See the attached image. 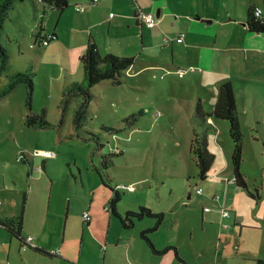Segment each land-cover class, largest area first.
Wrapping results in <instances>:
<instances>
[{
	"label": "rangeland",
	"instance_id": "obj_1",
	"mask_svg": "<svg viewBox=\"0 0 264 264\" xmlns=\"http://www.w3.org/2000/svg\"><path fill=\"white\" fill-rule=\"evenodd\" d=\"M69 2L62 15L58 9L41 3L36 7L29 0L18 3V10L10 13L0 33V44L9 54L8 70L0 74V91L16 73H30L33 83L32 88L18 85L0 101V185H22L23 189L28 185H49L45 179L29 176L28 167L18 160L21 151L31 156L38 149L56 152V185H82L78 173L76 181L64 171L61 154L76 157L81 164L85 158L88 166H83L84 185H104L93 164L99 166L101 158L106 157L109 164L105 172L111 184L133 188L120 190L118 210L122 215L141 207L164 214L161 228L148 234L157 250L175 246L185 264H256L251 255L264 257V34L250 32L244 26L249 3L239 4L232 14L233 21L231 16L226 17L228 20L223 22L228 21V25L215 22L193 29L192 38L196 41L206 36H234L236 46L213 61L206 60L198 50L184 56L183 45L176 42L166 45L159 36L161 26L156 27V46L152 45L148 55H142L125 45L129 33L140 29L136 22L131 23V28L109 31L107 25H98L91 29L84 18L86 14L75 9L77 3L88 1ZM252 2H258L264 11L263 0ZM54 33L57 37L48 45L39 39V34L48 38ZM90 35L99 40L103 56L114 54L136 60L129 72L120 76V83L103 80L92 87L90 103L78 119L84 98L66 97L64 92L68 85L84 82L81 57ZM139 37L136 41L141 48ZM187 69L188 74L180 78L178 73ZM228 80L233 82L244 135L241 172L249 190L263 185L260 197L252 198L247 189L232 181L227 187L233 178L230 123L210 115L197 116L199 101L204 111H213L220 85ZM42 114L48 127L25 124L29 115ZM203 139L215 155L205 179L199 176L192 150L193 143ZM197 188L204 193L198 194ZM103 189V193L113 197L109 188ZM216 194L226 199L218 202L214 199ZM92 196L90 192L75 195L83 202L76 206L80 218L75 219L71 230L75 246L80 247L83 242L100 262L103 252L105 256L108 253L109 236L121 240V246L112 248L110 257L124 261V244L135 248L137 241L144 242L151 251L141 232L154 227L155 218L137 220L133 228L126 229L118 219L111 225L88 209L94 221L99 218L95 234L103 240L83 232L82 214ZM224 204L233 215L228 220V230L223 229ZM101 212L105 213L103 207L98 208L97 213ZM108 215L113 217L111 212ZM239 215L245 219L239 221ZM100 245L103 251H99ZM154 264L184 263L169 252L156 254Z\"/></svg>",
	"mask_w": 264,
	"mask_h": 264
},
{
	"label": "crops",
	"instance_id": "obj_2",
	"mask_svg": "<svg viewBox=\"0 0 264 264\" xmlns=\"http://www.w3.org/2000/svg\"><path fill=\"white\" fill-rule=\"evenodd\" d=\"M249 1L250 3L245 0H100L98 5L89 7L84 12L86 14L84 18L89 24V28L107 25L109 31L126 26L131 28V23L136 22L137 26H140V29L136 28V32L132 35L129 33L130 39L126 40L127 44L125 45L138 51V53H142V55H148V50H150L152 45L156 46V27L161 26L159 36L166 45H169V42H176L179 46L183 45L184 56L186 57H189L192 52L198 50L206 60L212 59L215 61L223 56L227 49L236 46L234 36L215 35L212 38L206 36L203 37L204 39L196 41L197 38H192L193 29L195 27L201 28V24L208 26L215 22H219L221 26L230 24L228 21H223L227 16H231V21H233L232 14L240 3H249L247 15L251 7H261L258 2ZM36 4H40V2L37 1ZM81 4L77 3L76 6ZM16 10H18V7L14 11ZM63 12L65 10L60 11L61 15ZM140 12L153 13L159 20L158 25L154 28H149L142 24L138 18L139 15L137 16V13L139 14ZM111 13L115 16L110 17ZM244 26L250 31L248 18ZM139 35L142 38L141 48L139 41L138 43L136 41L137 36L140 40ZM181 35L184 36V40L179 43L177 42V38ZM220 37L222 38L221 41L218 40ZM90 38L93 39L100 54L103 55L104 52L101 50L99 40L96 37L94 40L91 35L89 36ZM226 38H232V40L227 41ZM175 58L176 54L173 51V61ZM203 72L201 70L200 73ZM228 81L232 82V80ZM57 158L58 154L55 158L49 159L35 158L27 155V160L31 166L23 163L28 167L30 177L36 180L45 179L49 182V185H28L24 189L22 185H0V197L2 198L0 200V222L13 221L15 223L14 229L16 230L17 220L21 215L23 216L21 228L18 230V237L0 224V264H154L156 262V254L152 250L150 251L142 241H137L138 243L135 248L131 244H124L127 245L124 252V261L119 260L117 256H109L112 248L121 246V240H113L110 236L106 238L109 248L106 256L105 252H103L102 262L97 258L96 253L93 251L89 252L86 249L83 242L80 247L78 245L75 246L71 230L75 225V219L80 218L76 211V206L78 203H83L81 199L75 198L76 194L90 192L93 195L84 213H89V209L94 215L97 214L98 217L109 220L111 225L118 218L108 215L110 212L107 211V207L110 204L112 196L103 193L104 185H84L83 166H88L87 163L85 164V158L82 161L84 164H81L78 158L68 155L63 156L61 154V163L65 167L64 171L69 172L76 181L78 173L82 185H71V182L69 185H56L55 177L58 176L57 170L54 168L55 161L53 160ZM92 163H94L93 160ZM37 166H41L42 169L36 171L34 168ZM93 166V170L96 172V168L100 165L96 166L93 164ZM227 187H229V184H227ZM262 189L263 185L260 187L255 186L252 192L257 197H260ZM111 192L113 193L112 190ZM98 194L99 198L97 199ZM221 197L220 201L226 199V196L223 198L221 195ZM100 207H103L105 213H97ZM84 213L82 214V218ZM244 219L245 216H238L239 221H243ZM94 220V217L91 216V220L85 223L83 218L85 225L83 232L88 233L90 236L94 235L95 238H100L102 241L103 237L95 234V227L99 218L96 221ZM226 223L231 227L228 220ZM30 236L34 238L36 247L35 249H24V241L22 240ZM95 241L97 244L100 243L98 239H95ZM40 249L46 253L40 251ZM52 251H56L59 254L54 255ZM99 251H103L101 245ZM251 256H253L252 258L256 264H264V257L260 254L258 257L256 255Z\"/></svg>",
	"mask_w": 264,
	"mask_h": 264
},
{
	"label": "trees",
	"instance_id": "obj_3",
	"mask_svg": "<svg viewBox=\"0 0 264 264\" xmlns=\"http://www.w3.org/2000/svg\"><path fill=\"white\" fill-rule=\"evenodd\" d=\"M26 0H0V33L4 28L6 20L9 18L10 13L15 10L18 3H24ZM36 7V2L39 1L44 7H49L53 9H58L60 11L65 10L69 6V0H30ZM264 1V0H263ZM254 7H251L248 11V27L250 31L255 33H264V22L256 19L253 11ZM45 12L46 8L44 9ZM39 39L44 40L46 36L42 37L39 34ZM55 38L57 34H53ZM41 44V43H40ZM0 74H3L8 70V51L0 44ZM135 58L130 57H118L114 54L101 55L96 43L90 38L87 44L85 53L81 57L84 70V82L77 83L74 82L68 85L65 89L64 96H82L84 101L82 102L80 109L78 111V119L83 117V114L90 103L91 93L90 90L95 85L99 84L103 80H113L116 83H120V76L131 69L135 64ZM20 84L28 85L32 88V77L30 73H16L11 76L10 83L0 91V101L5 98L15 87ZM197 116L200 118H205L210 115L220 120H227L230 123V135L234 143V151L232 155L233 164V179L236 186L247 189L250 196L256 198L257 196L248 189L247 182L241 172V164L243 160V132L241 128V122L238 115L237 103L235 99V93L233 89V84L231 81L223 83L219 88L218 98L214 105L213 111L206 112L202 107L201 101L197 104ZM25 124L28 127L35 128H46L49 126L45 119V115L32 116L29 115L26 118ZM78 128V127H77ZM93 135V134H92ZM95 136V135H93ZM193 143L192 150L197 157V165L199 168V176L201 179H205L215 161V155L208 150V142L203 139L202 142ZM41 150V149H38ZM44 150V149H42ZM24 151H21L23 153ZM112 155H117V152L111 153ZM119 154H122L119 153ZM22 163H26L31 166L27 157L20 160ZM109 164V160L106 157L101 158V164L96 168V172L100 177L104 186L113 191V197L110 201L107 211L118 218L123 227L126 229H131L134 227L135 221L142 220L146 217L155 218V225L150 229H146L141 232V237L145 240L151 250L157 255H165L169 252H174L176 258L185 264L184 260L180 257L178 249L175 246H168L163 250H157L149 238L148 234L161 228L165 216L163 213H155L147 207H141L139 211H129L125 215H121L118 212V204L121 201L122 195L120 194V188L115 187L111 184V180L108 174L105 172ZM23 216L21 215L16 223V230L14 229L15 223L13 221L0 222L1 225L6 227L9 231L13 232L15 236L18 237V230L21 228ZM23 241V240H22ZM34 248L35 247H31ZM37 249V248H36ZM38 250V249H37ZM40 251L46 253L44 250ZM54 254V251H52ZM56 255V254H54ZM262 262V261H260Z\"/></svg>",
	"mask_w": 264,
	"mask_h": 264
},
{
	"label": "built area",
	"instance_id": "obj_4",
	"mask_svg": "<svg viewBox=\"0 0 264 264\" xmlns=\"http://www.w3.org/2000/svg\"><path fill=\"white\" fill-rule=\"evenodd\" d=\"M99 3H100V0H89L85 4L77 5L75 7V9L79 13H84V12H86V10L89 7H94V6L98 5ZM253 14H254L256 19L260 20L261 22H264V13H263V10H262L261 7H255L254 11H253ZM114 16L115 15L113 13H111L110 17H114ZM138 18L140 19L142 24L146 25L149 28L156 27L158 25V22H159V20L157 19V17L153 13L140 12ZM54 38H55V36H53V35L48 37V38L46 36V39L42 40V42H43L44 45H48L49 42L52 39H54ZM183 40H184V36L183 35H181L179 38H177V42H179V43L183 42ZM190 70H193V69H190ZM188 71H189V69L180 71L178 73L179 77H181V78L184 77V75H186L188 73ZM27 155H29V154L26 151H24L23 153L20 152L18 160L20 161L24 157L26 158ZM56 156H57V154L54 151L37 150V151L34 152L32 157H38V158H41V159H49V158H55ZM34 169L36 171H40L42 168H41V166H37ZM231 181L233 182V184H235L233 178H232V180H228L227 184H229ZM119 188L120 189H124V190H126V189L132 190L133 189L132 187H127L125 185H123V186H121ZM197 193L202 195L203 194V189L202 188H197ZM214 199L216 201L220 202V200L222 199L221 194L214 195ZM221 210H222V218H223V220H226V222H227V220H229L232 217V212L226 208L225 204L222 205ZM83 218H84V222L85 223H88L91 220V216L87 212L84 213ZM226 222H223V229L227 230L228 228H230V225L228 223H226ZM23 241H24L23 242V248L24 249L31 248V247H36V245L34 243V238L31 237V236L27 237ZM54 254L57 255L59 253L55 251Z\"/></svg>",
	"mask_w": 264,
	"mask_h": 264
},
{
	"label": "water",
	"instance_id": "obj_5",
	"mask_svg": "<svg viewBox=\"0 0 264 264\" xmlns=\"http://www.w3.org/2000/svg\"><path fill=\"white\" fill-rule=\"evenodd\" d=\"M139 14L137 13V16H138Z\"/></svg>",
	"mask_w": 264,
	"mask_h": 264
}]
</instances>
